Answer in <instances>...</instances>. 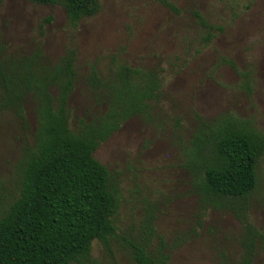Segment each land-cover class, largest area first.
<instances>
[{
  "label": "rangeland",
  "instance_id": "374dc122",
  "mask_svg": "<svg viewBox=\"0 0 264 264\" xmlns=\"http://www.w3.org/2000/svg\"><path fill=\"white\" fill-rule=\"evenodd\" d=\"M99 0L100 12L69 26L62 5L5 0L0 9V42L8 55L30 54L42 46L56 62L77 49L78 81L70 99L71 126L98 111L87 82L92 67L110 77L112 59L162 69L161 98L146 114L122 125L95 152L107 166L118 198V235L107 250L95 241L89 259L74 264H135L124 237L138 236L149 209L157 233L168 243L171 264H231L243 253L242 224L232 207H204L190 166L193 135L204 121L223 116L248 120L264 133V0ZM222 28L208 45L194 11ZM2 90L0 87V97ZM29 129L14 111L0 110V212L19 195V165L26 140L34 143L36 115L28 103ZM257 188L235 201L264 234V155ZM232 206V203H230ZM255 264H264V244Z\"/></svg>",
  "mask_w": 264,
  "mask_h": 264
},
{
  "label": "trees",
  "instance_id": "16d2710c",
  "mask_svg": "<svg viewBox=\"0 0 264 264\" xmlns=\"http://www.w3.org/2000/svg\"><path fill=\"white\" fill-rule=\"evenodd\" d=\"M5 0H0V9ZM62 5L70 27L97 15L99 0H30ZM173 12L169 0H158ZM208 45L222 30L195 10ZM77 49L70 47L50 61L39 46L30 54L8 55L0 42V110L10 109L24 131L30 127L28 103L33 101L36 127L34 143L26 140L19 165V195L0 212V264H74L89 259L99 241L110 249L118 235L114 215L118 198L111 174L95 157L96 150L128 120L146 114L162 96L160 68L134 67L114 57L110 77L96 67L87 77L98 111L77 118L71 126L70 99L78 81ZM190 166L196 170L197 188L204 207H232L242 224L243 253L236 264H255L264 234L236 200L258 186V166L264 155V133L252 122L223 116L204 121L193 135ZM232 203V206L230 205ZM156 213L149 209L137 237H124L135 264H171L168 243L157 233ZM220 264H231L221 253Z\"/></svg>",
  "mask_w": 264,
  "mask_h": 264
}]
</instances>
